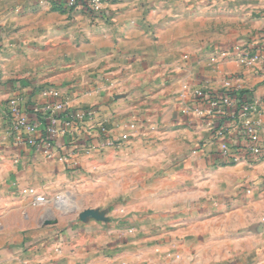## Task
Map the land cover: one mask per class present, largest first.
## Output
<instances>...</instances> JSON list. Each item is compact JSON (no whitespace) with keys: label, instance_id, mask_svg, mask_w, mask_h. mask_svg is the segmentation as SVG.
<instances>
[{"label":"crops","instance_id":"0c3cea01","mask_svg":"<svg viewBox=\"0 0 264 264\" xmlns=\"http://www.w3.org/2000/svg\"><path fill=\"white\" fill-rule=\"evenodd\" d=\"M197 3L241 11L249 35L264 33V0H111L94 16L60 0H0V264H264V139L246 154L230 128L224 156L191 94L238 76L264 127L261 67L202 54L192 70L172 55L230 42L149 26L185 23ZM45 86L61 89L71 115L95 113L48 153L16 141L6 108L19 96L31 109Z\"/></svg>","mask_w":264,"mask_h":264},{"label":"built area","instance_id":"2783aa9c","mask_svg":"<svg viewBox=\"0 0 264 264\" xmlns=\"http://www.w3.org/2000/svg\"><path fill=\"white\" fill-rule=\"evenodd\" d=\"M62 4L70 9L86 10L91 16L100 13L105 3L111 0H60ZM218 55L222 57L233 56L235 60L244 67L251 69L257 65L261 67V77L264 81V33L256 37V40L250 41L245 46L237 44L230 49L218 48ZM238 76L225 77L222 79V90L220 93L206 91L204 88L192 86L191 94L196 103V111L201 117H210L212 122L209 125L210 132L215 140L223 141L222 154L227 156L225 149L226 135L230 128L239 129L243 139V150L246 154L259 155L262 146L259 141L264 139V127L259 120H250V116L256 111L257 100L241 104L238 114L227 124L217 126V121L228 116L229 109L238 102L236 99L223 93L226 91H239L241 89L234 86L235 81H239ZM40 102L32 106V111L36 118L31 119L23 107L24 100L19 97L8 99L6 103L7 117L9 120L10 131L15 135L18 143L31 146L37 151L48 153L55 143V139L71 130L78 129V123L83 121L90 122L93 120L95 113L92 109L82 110L81 112L71 115L68 108L67 100L63 97L60 88L54 86H45L39 89ZM200 105L205 108L199 107ZM67 114H62L63 111ZM74 119L77 124L72 126ZM46 123V126H44ZM46 133L45 136L43 133ZM237 156L230 157V162H236ZM264 172V170H263ZM25 195L34 197V203L46 202V197L38 195L33 188L27 187L22 189Z\"/></svg>","mask_w":264,"mask_h":264},{"label":"rangeland","instance_id":"374dc122","mask_svg":"<svg viewBox=\"0 0 264 264\" xmlns=\"http://www.w3.org/2000/svg\"><path fill=\"white\" fill-rule=\"evenodd\" d=\"M205 1V0H201ZM208 1V0H207ZM191 9L195 12L196 14H200L199 16L196 15V17L192 18L191 20H187L184 22H180L183 20H159L158 22L151 23L149 26H157L159 29L167 30V28H170L172 25H178V28L180 30L188 28L189 24V30L194 31L195 34L191 35L194 36V38L199 39V32H202L204 29L209 31L212 35L213 33L218 34L223 41L226 43L230 44L226 46L224 49H230L232 46L237 45V44H244V46L249 43L250 41L256 40L257 36H254V34H250V28L252 25V20L248 19V17L245 16V14H242L241 11L237 15H232L230 14L229 10H222V11H217V12H209L208 8H204L206 4L204 5H199L197 4H190ZM211 6V5H208ZM205 9V11L208 12H202V10ZM207 9V10H206ZM241 9V7H240ZM242 10V9H241ZM206 14V15H204ZM205 16V17H204ZM176 18V17H175ZM204 18V19H202ZM188 30V29H187ZM158 36H155L154 38H157ZM167 35L165 33L164 36L161 38L167 39ZM212 37V36H209ZM207 37V41H210V38ZM200 41H204L203 38L200 39ZM219 48V47H218ZM202 54H204V58L211 59L212 57L217 56L218 52L214 51H204L200 53L197 50L190 49L188 46L186 50L179 49L177 50L173 55L172 58H175V60L182 61V62H190L191 67L190 69H195V66L198 65V61L201 58ZM212 56V57H211ZM218 57H221L222 59H225L226 57H222L218 55ZM78 212H73L69 213L68 215V220H67V225H71V219H76V215Z\"/></svg>","mask_w":264,"mask_h":264},{"label":"trees","instance_id":"16d2710c","mask_svg":"<svg viewBox=\"0 0 264 264\" xmlns=\"http://www.w3.org/2000/svg\"><path fill=\"white\" fill-rule=\"evenodd\" d=\"M212 93L215 94L217 92H212ZM218 93L220 92L218 91ZM223 93L227 94L229 97L233 99H236L238 102L235 104L234 107L229 109L228 116L223 117L221 118V120H219V123H220L219 126L227 124L229 121H231L238 114L241 104L250 102V93L248 90H239V91L231 90V91H226ZM25 111L29 114L31 119L36 118L37 115L33 113L32 108L29 110L28 109L26 110L25 108ZM67 113H69L67 110L62 112L63 115ZM44 126H46V123H44ZM79 129H81L80 125H79ZM45 134L46 133L44 132L43 135L45 136ZM87 140H90V139L88 138Z\"/></svg>","mask_w":264,"mask_h":264}]
</instances>
